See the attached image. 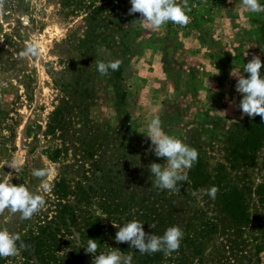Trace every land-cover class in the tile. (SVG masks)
Segmentation results:
<instances>
[{"label":"rangeland","instance_id":"rangeland-1","mask_svg":"<svg viewBox=\"0 0 264 264\" xmlns=\"http://www.w3.org/2000/svg\"><path fill=\"white\" fill-rule=\"evenodd\" d=\"M67 1L9 0L0 13V181L22 184L45 199L51 196L63 162L50 159L60 143L46 132L65 98L54 77L69 62H80L78 50L67 48V42L76 47L86 38L88 14L100 8L89 65L121 61L120 77L119 70H110L91 83L97 100L90 119L102 142L120 153L153 149L148 125L159 117L166 134L202 153L210 173L225 166L230 182L245 192L252 220L241 232L233 230L215 202L198 192L199 209L218 213L221 220L202 264H264V150L236 168L227 162L229 137L249 118L239 108L243 97L231 73L247 78L243 69L253 54L264 62V12L244 10L242 0H187L186 26L168 22L153 30L138 21L139 13L128 15L130 0ZM259 3L264 6V0ZM32 42L39 43V55L22 57ZM12 161L17 170L8 167ZM153 162L160 164L156 157ZM45 167L52 170L50 177L32 176L33 169ZM45 182L51 185L48 192ZM34 221L5 210L0 230L23 241ZM10 258L18 262L21 250Z\"/></svg>","mask_w":264,"mask_h":264},{"label":"trees","instance_id":"trees-1","mask_svg":"<svg viewBox=\"0 0 264 264\" xmlns=\"http://www.w3.org/2000/svg\"><path fill=\"white\" fill-rule=\"evenodd\" d=\"M98 10L88 14L86 38L76 47L70 40L67 42V48L78 50L80 62H69L54 77L65 98L52 113L46 135L60 143L49 157L63 162L62 172L51 196L45 199L44 208L33 215L29 236L17 242L18 248L21 242L26 245L20 249L21 259L17 262L10 257L0 258V264H94L93 255L82 248L88 239L98 244L95 255L119 249L122 254L131 255L134 264H202L221 220L218 213L208 215L199 209L198 192L218 187L214 200L203 197L215 202L238 232L252 220L246 194L230 182L225 166L210 173L201 152L198 161L187 170L188 180L177 183L178 191L160 189L148 166L154 157L166 166L165 158L155 156L154 150L146 146L120 153L102 142L90 119V108L97 100L91 83L94 76L100 75L96 66L89 65L99 35L93 26ZM262 27L264 42V24ZM120 76L119 70L116 77ZM228 143L227 162L231 168L254 160L264 150V120L260 116L245 119ZM133 220L143 223L146 233L157 236L169 227L179 226L184 234L179 250L141 254L128 243L118 244V229L113 224L119 227Z\"/></svg>","mask_w":264,"mask_h":264},{"label":"clouds","instance_id":"clouds-1","mask_svg":"<svg viewBox=\"0 0 264 264\" xmlns=\"http://www.w3.org/2000/svg\"><path fill=\"white\" fill-rule=\"evenodd\" d=\"M9 0H0V13L5 10ZM131 8L128 15L140 14L138 21H143L146 28L153 30L159 29L168 22L180 26H186L190 22L187 14V0L183 4L178 0H130ZM244 10L252 13L264 12V6L259 0H242ZM40 45L38 42L29 43L26 49L21 52L22 57L39 55ZM121 61L119 59L103 62L96 61V70L101 76H108L110 70L118 71ZM264 62L259 56L253 54L252 58L245 64L244 73L249 75L237 76L233 72L231 75L237 77L236 91L242 94L239 108L243 114L249 118L260 116L264 120V77L261 76V68ZM152 145L154 146L155 156L165 158V164L151 163L148 168L154 177L155 186L160 189H167L176 192L178 182L188 180V169H191L194 163L198 161L199 153L197 149L191 147L183 140L166 134L161 127L159 117L154 118L148 125V134ZM8 167L17 170L16 161L8 164ZM52 170L50 168L33 169L32 176L44 179L50 177ZM43 191L51 190V185L43 183ZM219 188L212 186L210 189L200 190L202 195H207L210 199H215ZM195 195V193H194ZM46 200L43 195L33 194L29 189L20 184L15 185L7 179L0 181V215L5 210L12 213H20L22 219H31L34 214L39 213L45 206ZM113 224V223H112ZM118 231L115 235V241L119 243H128L141 254H151L159 251L170 254L178 251L183 231L179 226H172L165 230L163 235L146 233L144 224L133 220L123 226L113 224ZM152 228L153 226L150 225ZM18 234L10 233L7 229L0 230V258L15 257L19 254L21 248L26 245L21 242L19 248L17 241H20ZM86 253L93 255L94 264H132V256H124L119 249H113L107 254L95 255L98 244L94 239L87 240V246L82 247Z\"/></svg>","mask_w":264,"mask_h":264}]
</instances>
